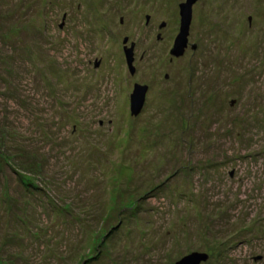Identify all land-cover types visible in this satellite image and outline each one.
I'll list each match as a JSON object with an SVG mask.
<instances>
[{"label": "rangeland", "instance_id": "1", "mask_svg": "<svg viewBox=\"0 0 264 264\" xmlns=\"http://www.w3.org/2000/svg\"><path fill=\"white\" fill-rule=\"evenodd\" d=\"M133 5L0 0V264H264V0H200L172 63L167 18L131 78Z\"/></svg>", "mask_w": 264, "mask_h": 264}, {"label": "flooded vegetation", "instance_id": "2", "mask_svg": "<svg viewBox=\"0 0 264 264\" xmlns=\"http://www.w3.org/2000/svg\"><path fill=\"white\" fill-rule=\"evenodd\" d=\"M133 2L134 5L131 8H127L128 18L125 17L126 18L125 20L123 17L120 16L117 23L114 20L112 24L114 30L116 28L117 29L122 28L123 32L131 31L135 33L134 37L132 36L130 37V35L125 34L122 38L121 44L119 43V51L123 54V60L126 68L127 65L125 59V51H127L128 49H132V54L134 58L133 66L135 68V72L133 75H130V73L128 72L131 78L137 75L138 73L137 63L140 62V60H142L143 62L145 60L153 61V57L150 56L159 52L160 48L158 44L162 40L167 38L168 26L171 19L174 20L175 23V28L173 30L174 32L172 35V39H173L171 45L172 47L169 49L167 48L168 50L165 51L167 55L170 56L169 62L172 63L176 59H180L184 57V55L189 50V48L192 52H195L197 50V45L190 43L189 40L190 31H189L188 46L185 49L184 55L180 58H175L170 55V52L173 48V42L179 33V26H180L179 6L182 3H184L185 0H178L177 2L176 0H133ZM143 3L145 4L144 6L141 7ZM195 5L196 4L193 5V8ZM193 8H192V18H193ZM167 18H169L170 20H167ZM65 19H66V15L64 14L62 16V22L60 24L62 27L59 26L60 29L63 28ZM129 20L133 21V23L131 25L126 26L125 24H129L127 23L129 22ZM110 31L113 32L112 29H110ZM92 34H95V28H92ZM193 45L196 46V50H192ZM95 64H98V66L95 67ZM99 65H100V60H95L93 64L94 68H98ZM164 79L167 80L168 76L165 75ZM138 82H139L138 84L141 86H147L148 88L147 94H148L149 84L141 81ZM135 84H137V82H134L133 87ZM145 102H146V98H145Z\"/></svg>", "mask_w": 264, "mask_h": 264}, {"label": "water", "instance_id": "3", "mask_svg": "<svg viewBox=\"0 0 264 264\" xmlns=\"http://www.w3.org/2000/svg\"><path fill=\"white\" fill-rule=\"evenodd\" d=\"M198 1L200 0H185V2L179 6L180 26L179 33L173 42V48L170 52V55L172 57L180 58L184 55L185 49L188 46V35L192 20V8L193 5ZM60 27L62 26L60 25ZM192 50H196V46L193 45ZM125 59L128 72L130 73V75H133L135 72V68L133 66L134 58L132 49H128L127 51H125ZM97 66L98 64H95V67ZM147 90V86H141L139 84L134 85L132 93L129 97V111L132 117H137L142 112ZM233 103L234 101L231 102V105H233ZM207 260L208 256L206 254L193 253L177 261L175 264H201L206 262Z\"/></svg>", "mask_w": 264, "mask_h": 264}, {"label": "trees", "instance_id": "4", "mask_svg": "<svg viewBox=\"0 0 264 264\" xmlns=\"http://www.w3.org/2000/svg\"><path fill=\"white\" fill-rule=\"evenodd\" d=\"M1 152V151H0ZM4 158H6V156H4L5 154L3 153V154H1ZM24 159H25V157H24ZM26 160V159H25ZM25 163V166H27V165H29V163L28 162H24ZM12 167V166H11ZM20 168L22 169L23 168V165H22V163H21V165H20ZM28 168H31V167H29L28 166ZM13 170H14V168H13ZM14 171H16V172H19V171H17L16 169L14 170Z\"/></svg>", "mask_w": 264, "mask_h": 264}]
</instances>
